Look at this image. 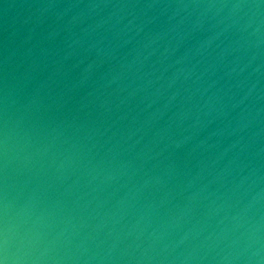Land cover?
<instances>
[{"label": "water", "instance_id": "obj_1", "mask_svg": "<svg viewBox=\"0 0 264 264\" xmlns=\"http://www.w3.org/2000/svg\"><path fill=\"white\" fill-rule=\"evenodd\" d=\"M4 264H264V0H0Z\"/></svg>", "mask_w": 264, "mask_h": 264}, {"label": "snow or ice", "instance_id": "obj_2", "mask_svg": "<svg viewBox=\"0 0 264 264\" xmlns=\"http://www.w3.org/2000/svg\"><path fill=\"white\" fill-rule=\"evenodd\" d=\"M0 264H4V262L2 260H0Z\"/></svg>", "mask_w": 264, "mask_h": 264}]
</instances>
